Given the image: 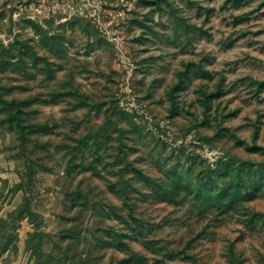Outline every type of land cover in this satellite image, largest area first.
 I'll use <instances>...</instances> for the list:
<instances>
[{
    "label": "rangeland",
    "instance_id": "rangeland-1",
    "mask_svg": "<svg viewBox=\"0 0 264 264\" xmlns=\"http://www.w3.org/2000/svg\"><path fill=\"white\" fill-rule=\"evenodd\" d=\"M1 97L46 127L22 143L0 103V172L22 184L1 182V206L34 203L60 264L62 252L86 264H264V0H0ZM103 125L109 142L86 169L96 150L83 163L67 147ZM208 168L216 187L235 181L218 200L230 209L199 205L173 179L188 170L202 185ZM27 206L0 216V253L17 251Z\"/></svg>",
    "mask_w": 264,
    "mask_h": 264
},
{
    "label": "trees",
    "instance_id": "trees-1",
    "mask_svg": "<svg viewBox=\"0 0 264 264\" xmlns=\"http://www.w3.org/2000/svg\"><path fill=\"white\" fill-rule=\"evenodd\" d=\"M0 103L10 109L13 110V112L11 111V113L9 114V120L13 122V124H15L16 128H17V133H18V139H21L22 143L24 142L26 136L28 134H32L35 132H43L44 130H46V127L40 123H29L26 124L24 123V119L21 116V112H23L21 109V101L16 100V99H12V100H4L2 99V97L0 98ZM9 122V121H8ZM107 124V123H105ZM108 127H105L104 125L102 127H98L96 130L91 131L89 133H87L86 135H83L81 137H78L76 139H74V144L73 145H69L67 148L70 152V156L71 158H77L78 156V160L80 162H85L86 160V152L87 150L91 153H93L96 150V153L94 155H90V161L86 164L83 165L84 168L89 169L90 170H94V165L96 163H100L101 159V154L99 155L98 152H100V148L101 146H106V143L109 142V133H108ZM118 138L121 135L122 137V132L120 129H116ZM91 135V137H93V142L89 143V141H87V138ZM105 136V138L103 139L104 142L99 141L98 137L100 136ZM119 143V142H118ZM119 147L121 146V143L118 144ZM118 162H123L122 166L123 168L130 166L131 162H127L124 158H121L119 160V158L115 159V163L118 164ZM171 166V165H170ZM227 168L229 166H226ZM30 168V167H29ZM172 172V171H171ZM188 170L186 172H183V174H181V172L175 173L173 175V179L176 181V183L179 185H182L183 189L186 190L185 193H187L188 196H191L190 198H192L194 201L197 200L199 205H212L216 208H219L220 210H228L230 209L234 203H218V200H220V198L223 196V190H229L231 188V186L234 184L235 181H228L226 183V187L224 188H220V187H216V185L218 184L217 181L215 183V180L212 178V174H213V170L208 168L205 172V176H204V180L208 179V181L206 183H203L202 185H195L192 186V182L191 180L187 177L188 175ZM221 172V171H218ZM137 173H140L141 176L144 177V174L141 171H137ZM221 174V173H218ZM228 173H224L222 176H225ZM32 175H33V170L29 169L28 172V178L32 179ZM210 181V182H209ZM123 183L119 181V179H117L116 181H114L111 184V190L117 195V197L123 202V206L125 207L126 211L128 212V215L134 220L137 221V219L135 218V215L133 214V205L131 203H128V199L129 198V193L126 191L125 186L122 185ZM197 184V183H196ZM22 184L21 182L17 183L15 185L16 188H21ZM190 190L191 193H188V191ZM237 193V190L234 188V190L232 189V193ZM21 203H25V205L28 206L24 207V209H16L17 214H21L18 218L19 220H22L24 217L27 218L29 220V223L32 224L33 226V231L32 233L28 234V240H36V245L34 249L40 248L43 244V238L47 237L50 238L48 235H46V233H44V231H39V229H42L43 225V221L41 216L34 210H32L31 205L29 204L30 202L24 198L23 201ZM73 205H75V202L73 203ZM207 209H210L209 207H207ZM25 210V211H24ZM205 212V209L202 210ZM208 211V210H206ZM23 212V213H21ZM9 216V214H8ZM34 217H36V219H33ZM40 217V218H39ZM3 221L5 222V219H0V222ZM40 227V228H39ZM74 232L69 231V230H65V233L62 235V238L64 239H71V241L76 240V235L78 233L72 234ZM27 240V241H28ZM42 241V242H41ZM122 243L119 242L118 246H121ZM56 249V244H53L50 252L45 253V252H41V251H37V253H39V255H43L41 263L39 261H37V264H60V260L59 257L58 259L56 258V256H54L55 254H52L51 252L53 250ZM10 251L11 249H2L0 255H2L4 252L6 251ZM43 250V248L41 249ZM32 255V253H31ZM61 257H63V259L68 260V264H86V260L85 259H80L81 256H85L83 255L81 252H78L77 254L74 255V257L70 256V254L62 252L61 253ZM40 259V257H38ZM69 258H71V261H69ZM82 260V261H81Z\"/></svg>",
    "mask_w": 264,
    "mask_h": 264
},
{
    "label": "crops",
    "instance_id": "crops-1",
    "mask_svg": "<svg viewBox=\"0 0 264 264\" xmlns=\"http://www.w3.org/2000/svg\"><path fill=\"white\" fill-rule=\"evenodd\" d=\"M4 173V172H2ZM11 182L13 181L14 185H16V179H14V177H12L11 173L10 174H1L0 172V185H1V182ZM9 186H12V185H9ZM12 191H15L14 187L12 189ZM20 191V189H17V192ZM16 192V191H15ZM24 195V193H22ZM18 195V194H17ZM16 197V196H15ZM16 199V198H15ZM23 201V198L22 200L19 199L16 203H9L7 204V202H5L2 206H1V203H0V216H4L8 211H11L13 210L14 208L17 207V205H19L20 202ZM32 203V202H30ZM33 205V206H32ZM31 205V208L32 210L36 211V212H39L34 203H32ZM41 214H43L42 212H40ZM44 216H46L44 214ZM21 226L20 228L18 229V232H19V235H18V242H17V251L15 252H9L8 250L6 252L3 253V255L1 256L2 257H10V261H9V264H33L32 262V259L28 258L29 257V253L25 250V241L27 239V235L29 232H31L33 230V226L31 223H29V221H27V219H23L21 221H19V223ZM44 232H47L46 229L43 230ZM45 239H48V238H43V244H42V248H43V252H46L48 253L51 248L50 247H47V240ZM44 243H45V247H44ZM26 260V262H25Z\"/></svg>",
    "mask_w": 264,
    "mask_h": 264
}]
</instances>
